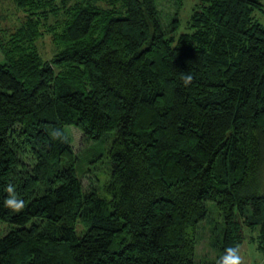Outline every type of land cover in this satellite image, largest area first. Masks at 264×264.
Wrapping results in <instances>:
<instances>
[{
    "label": "trees",
    "instance_id": "16d2710c",
    "mask_svg": "<svg viewBox=\"0 0 264 264\" xmlns=\"http://www.w3.org/2000/svg\"><path fill=\"white\" fill-rule=\"evenodd\" d=\"M16 3L26 20L11 44L0 41V220L17 226L0 238V264H196L209 201L227 223L212 245L237 247L235 209L264 213L261 2L201 0L192 32L174 43L157 0ZM38 13L45 24L65 16L50 59L34 43ZM66 125L86 145L113 135L110 199L84 188ZM8 184L25 202L18 213L4 206ZM261 238L264 260V221Z\"/></svg>",
    "mask_w": 264,
    "mask_h": 264
},
{
    "label": "rangeland",
    "instance_id": "374dc122",
    "mask_svg": "<svg viewBox=\"0 0 264 264\" xmlns=\"http://www.w3.org/2000/svg\"><path fill=\"white\" fill-rule=\"evenodd\" d=\"M261 5L254 9L253 17L264 28V0H259ZM53 6H59L61 0H52ZM201 4V0H157L158 9L160 11V20L163 23L166 37H174V43L182 33L192 32L190 27L191 16L194 8ZM49 7L52 5L47 4ZM101 8L113 7L115 9L114 15H121L124 13L125 7L121 3H99ZM40 10V9H39ZM18 4L16 0H0V41L6 43L8 39H11L12 33H16L17 30L23 26L26 20V14ZM38 16L42 18L40 34L35 40V45L40 51V54L45 59H50L56 56L62 49L58 46L53 35V31L60 32L63 28L65 16L60 14L59 17L51 15L47 19L42 13H38ZM53 25V30H48L46 25ZM47 28V29H46ZM11 44V41H8ZM0 62L6 63L5 55L0 48ZM66 134L73 141V146L76 151L79 152L81 163L77 167V176L83 180L84 188L90 187L95 190L99 197L110 199L111 195L106 189L112 172V162L109 156L110 143L113 139V135L108 138L99 141L98 143L90 142L87 145L83 142V136L81 131L73 126H65ZM27 157H30L27 154ZM28 159V158H27ZM262 172V194L264 195V165L261 169ZM209 209L208 219L201 221L198 226V245L196 248V264H214L216 263V257L218 253L224 252L221 247L216 243L212 245V234L215 230L214 227H218L221 234H224V227L227 226L226 217L222 215L219 207H217L215 201L207 202ZM233 230L236 228V239L239 247L240 255L243 258L244 264H262L263 256L258 249L261 238V224L264 221L261 215H254L253 207L247 205L244 211L235 209L234 213ZM36 222L35 219L26 223L27 226ZM77 233L81 234V231L85 229V225L81 222L77 223ZM17 224H12L5 220H0V238ZM224 244V243H223Z\"/></svg>",
    "mask_w": 264,
    "mask_h": 264
},
{
    "label": "clouds",
    "instance_id": "9594fccd",
    "mask_svg": "<svg viewBox=\"0 0 264 264\" xmlns=\"http://www.w3.org/2000/svg\"><path fill=\"white\" fill-rule=\"evenodd\" d=\"M185 86L189 85L193 77L191 75H185L182 77ZM54 139H63L62 133L60 131L54 130L50 133ZM8 197L4 200V206L13 212H20L25 208V202L19 199L15 195L14 186L8 184L6 188ZM216 264H244L243 258L240 255L239 247H229L225 249L224 254L216 261Z\"/></svg>",
    "mask_w": 264,
    "mask_h": 264
}]
</instances>
